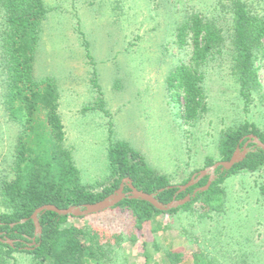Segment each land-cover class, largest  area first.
<instances>
[{"label":"rangeland","instance_id":"obj_1","mask_svg":"<svg viewBox=\"0 0 264 264\" xmlns=\"http://www.w3.org/2000/svg\"><path fill=\"white\" fill-rule=\"evenodd\" d=\"M249 2L264 14V0ZM44 4L47 14L36 45L34 79L55 86L64 145L80 183L89 190L100 192L112 183L109 149L118 141L137 150L156 173L180 185L193 172L207 168V158L221 160L225 133L246 122L264 130V44L255 54L259 84L247 100L233 71L231 14L227 9L222 12L217 0H44ZM192 15L214 20L221 29L212 51L198 62L190 35L178 38L177 27ZM2 18L0 14V23ZM1 51L0 47V213H4L11 207L2 187L17 174L20 146L31 149L29 155L48 159L50 129L42 109L30 118L14 116ZM187 70L201 77L205 107L190 122L184 113L187 93L178 75ZM263 184L264 167L237 172L222 183L225 203L220 211L208 213L197 202L190 210L155 215L140 230L132 212L121 207L70 217L66 225L97 233L109 249L105 264H167L168 249L178 253V264H193L196 252L217 264H264ZM1 257L2 264H32L34 259L25 250Z\"/></svg>","mask_w":264,"mask_h":264},{"label":"trees","instance_id":"obj_2","mask_svg":"<svg viewBox=\"0 0 264 264\" xmlns=\"http://www.w3.org/2000/svg\"><path fill=\"white\" fill-rule=\"evenodd\" d=\"M217 1L222 12L225 13L227 9L231 14L233 71L240 83L241 94L250 100L252 91L259 84L255 54L257 50L263 49L264 14L254 9L249 0ZM0 14L3 17L0 23V47L11 92L9 107L17 118L25 115L30 118L35 110L42 109L50 129L48 159L40 155H29L31 149L28 151L25 144L17 152V174L2 187L11 210L0 213L1 232L11 239L31 240L36 229L32 215L38 207L54 204L64 209L96 203L118 189L125 178H130L140 190L157 193L158 199L163 203H169L174 197L182 199L187 193H192L194 188L207 184L208 176H205L193 187L177 194L178 187L168 176L156 173L137 150L126 142L118 141L109 149L112 183L100 192L91 191L82 185L72 155L64 145L65 130L58 111L55 86L50 82L40 83L34 79L36 45L41 23L47 14L44 0H0ZM177 30L178 38L182 40L190 35L195 46L196 62L212 51L217 33L221 31L214 20L204 21L193 15L179 25ZM178 75L187 93L184 113L186 121L190 122L198 119L200 110L205 108L202 103L204 95L199 86L201 77L197 71L190 70ZM169 85L174 87L173 83ZM250 134L256 135L264 143V130L254 123L246 122L225 133L220 145V161L230 160L238 146H244ZM249 147L251 150L242 161L236 163L231 170L221 171L218 168L217 178L209 189L199 191L183 206L161 211L148 201L125 198L113 208L130 210L139 230L155 215L162 212L175 213L180 209L190 210L197 202L207 207L208 213L220 211L225 203V191L222 187L225 179L237 172H255L264 167V149L254 143ZM215 163L212 158H207L206 167ZM194 173L180 185L186 184ZM261 192L264 194V184ZM70 217L75 216L60 215L54 211L40 212L38 218L42 234L37 237L33 248L26 250L24 244L19 243L17 247H13L0 241V255L10 257L16 250H25L33 255V264H91L93 261L105 264L104 259L109 249L101 242L100 236L97 233L90 234L75 225L67 226ZM116 239H121V236H116ZM145 256L149 261L151 255L146 252ZM164 256L168 260L167 264L179 263V255L173 249L165 250ZM193 256V264H217L204 252H196ZM2 261L5 258H0V264Z\"/></svg>","mask_w":264,"mask_h":264},{"label":"water","instance_id":"obj_3","mask_svg":"<svg viewBox=\"0 0 264 264\" xmlns=\"http://www.w3.org/2000/svg\"><path fill=\"white\" fill-rule=\"evenodd\" d=\"M254 143L264 149V143L254 134H250L248 137V141L244 144V151L240 153V151H235L233 156L230 160L227 161H218L214 165L209 166L205 169L200 170L198 173H195L191 179L184 185H175L178 187V192L185 191L187 188L193 186L194 184L198 183L200 179H202L206 175H210L209 180L207 184L203 187L197 188L193 194H188L186 197L182 199H177L174 197L172 201L169 203H163L160 201L157 197V193H147L143 190L138 189L135 187L132 183V180L130 178H125L118 189H116L113 193L105 197L104 199L96 202V203H90L83 206H70L68 208H59L54 204H45L36 209L34 214L32 215V218L35 222L36 229H35V235L33 237V242L31 245L36 243L37 237H40L42 234V227L39 222L38 215L42 211H54L57 212L60 215H72L75 217H81L86 216L94 213H98L101 211H104L106 209H110L115 207L117 204H119L122 200L125 198L129 199H142L145 201L150 202L153 204L157 209L161 211H168L170 209L178 208L180 206L185 205L186 203L190 202L192 198H194L199 191H206L209 189L211 184L216 178V169L221 167V170H231L234 165L240 161H242L246 155L251 150V147H249V143ZM128 187L129 190L125 191V187ZM2 233L0 232V241L3 243H8L13 246V240L11 239H4L1 237ZM27 249H30L29 246L25 247Z\"/></svg>","mask_w":264,"mask_h":264},{"label":"flooded vegetation","instance_id":"obj_4","mask_svg":"<svg viewBox=\"0 0 264 264\" xmlns=\"http://www.w3.org/2000/svg\"><path fill=\"white\" fill-rule=\"evenodd\" d=\"M247 141H248V139H247ZM247 141H246V142H247ZM246 142H245V143H246ZM250 144H251V142L249 143V146H250ZM237 150L240 151V153L243 152V151H244V146H243L242 148H241L240 146H238ZM237 150H236V151H237ZM219 168L221 169V167H219ZM216 170H217V169H216ZM221 171H222V170H221ZM198 172H199V171H198ZM198 172H195V173H198ZM215 172H216V171H215ZM195 173H194V174H195ZM194 174H193V175H194ZM193 175H192V176H193ZM206 176H208V180H209L210 175H206ZM204 177H205V176H204ZM216 178H217V174H216ZM216 178H215V179H216ZM196 184H197V183H196ZM196 184H194V185H196ZM194 185H193V186H194ZM193 186H191V187H193ZM127 188H128V187L126 186V187H125V191H128V190H129V188H128V189H127ZM197 188H200V187H196V188H194L193 192H194ZM177 192H178V191H177ZM193 192H192V193H187L186 196H187L188 194H193ZM176 198H177V197H176ZM0 232H1V231H0ZM1 233H2V236H1L2 238H4V239H11V238H9L7 235H5L4 232H1ZM11 240H13V242H14V243H13V247H17V244L20 243V244H24V248L27 247V246H29L30 249H31V248H33V245H34V244L31 245V243L33 242V238H31V240H26V241L23 240V239H21V238H14V239H11ZM20 248H21V247H20Z\"/></svg>","mask_w":264,"mask_h":264},{"label":"crops","instance_id":"obj_5","mask_svg":"<svg viewBox=\"0 0 264 264\" xmlns=\"http://www.w3.org/2000/svg\"><path fill=\"white\" fill-rule=\"evenodd\" d=\"M244 263H246V262H244ZM32 264H33V262H32Z\"/></svg>","mask_w":264,"mask_h":264}]
</instances>
